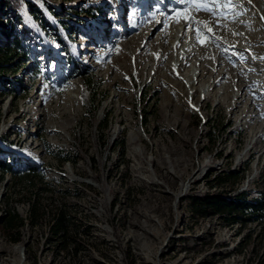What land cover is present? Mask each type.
Masks as SVG:
<instances>
[{
	"label": "rangeland",
	"instance_id": "374dc122",
	"mask_svg": "<svg viewBox=\"0 0 264 264\" xmlns=\"http://www.w3.org/2000/svg\"><path fill=\"white\" fill-rule=\"evenodd\" d=\"M128 2L0 0V264H264V223L193 206L264 209V0Z\"/></svg>",
	"mask_w": 264,
	"mask_h": 264
},
{
	"label": "trees",
	"instance_id": "16d2710c",
	"mask_svg": "<svg viewBox=\"0 0 264 264\" xmlns=\"http://www.w3.org/2000/svg\"><path fill=\"white\" fill-rule=\"evenodd\" d=\"M5 7H7L11 11H16L19 3L18 0H2ZM61 24H64V22H60ZM58 28V27H57ZM59 28H61L59 26ZM11 53H9V48L5 47L2 50L0 49V59L4 62L7 61L11 57ZM80 67V66H79ZM87 88L89 89L90 94L92 93V106L93 110H98V107L100 106L102 99L96 98V95L98 94L97 89L92 85L91 82H88ZM68 158H62V161H68ZM0 169L1 171H9L10 168L6 167L3 162L0 161ZM217 177V184L221 185L228 181L230 178H219ZM246 197L241 196V199L238 201H227L224 199L216 198L212 202H206L205 200L202 201L197 199L193 200V206L197 211H201V209L205 208L206 206H211L212 208L218 210V211H227L229 215L234 216L232 219H235V214H232V212L241 213V215L247 214L249 218H253V220L259 221L261 223H264V209L262 208V205L259 201L255 200L254 202L246 201ZM209 203V204H207ZM33 205L31 206V208ZM203 211V210H202ZM202 213V212H201ZM235 221V220H234ZM233 221V222H234ZM6 226H10L13 224V227H18L21 225L22 220L14 213H8L5 219ZM67 225H69L68 221L65 219L64 212L61 209H57L55 215L53 216V219L51 223L49 224V228L52 230L53 234H57L61 241H65L68 239L67 236ZM263 230H264V224H263ZM73 238H71L72 240ZM12 242L17 241V238H11Z\"/></svg>",
	"mask_w": 264,
	"mask_h": 264
},
{
	"label": "snow or ice",
	"instance_id": "6c2138e0",
	"mask_svg": "<svg viewBox=\"0 0 264 264\" xmlns=\"http://www.w3.org/2000/svg\"><path fill=\"white\" fill-rule=\"evenodd\" d=\"M190 3L196 5L195 7V10L196 11H211L213 13V15H216V7H209L208 6V3H213L215 4L216 3V0H189ZM181 3L184 4V7L187 8L188 7V3H185V0H181ZM219 6V5H218ZM223 7L225 8H228L229 6L231 7H237L238 5H235L232 3V0H225V3L222 5ZM221 15H225L226 13H220ZM239 14V13H237ZM184 17L185 19H192L191 17H187V16H184V13H178L177 14V19H176V22L179 23V18L180 17ZM195 23H199L198 21H193ZM197 33H199V30L197 29Z\"/></svg>",
	"mask_w": 264,
	"mask_h": 264
},
{
	"label": "bare ground",
	"instance_id": "6f19581e",
	"mask_svg": "<svg viewBox=\"0 0 264 264\" xmlns=\"http://www.w3.org/2000/svg\"><path fill=\"white\" fill-rule=\"evenodd\" d=\"M131 2H128V4H132V2H137V3H141L143 6H146L147 4H148V2L150 1V0H130ZM145 19L142 17L141 18V20L139 21V23L140 22H143ZM162 21H164V20H162ZM151 34H149V36L148 37H146V41H144V44H143V46H147L148 45V43H149V40L148 39H150L151 38V36H150ZM135 39H132V38H130V39H128L126 42L127 43H129L130 45L132 44V42L134 41ZM138 40V39H137ZM140 56V55H139ZM127 71V70H126ZM155 73V72H154ZM158 76V75H157ZM152 78V77H151ZM165 78V77H164ZM166 90H168V88H166ZM166 104V103H165ZM170 105H172L171 103H169ZM171 107V106H170ZM172 111H177V107H176V105L174 104V107H172V109H171ZM124 118L123 117H121L120 118V120H123ZM119 122V121H118ZM133 137V136H132ZM135 138H137V135H134V137L132 138V139H135Z\"/></svg>",
	"mask_w": 264,
	"mask_h": 264
}]
</instances>
